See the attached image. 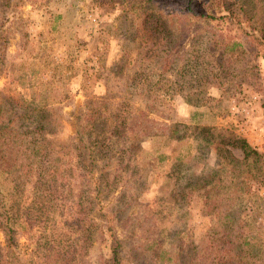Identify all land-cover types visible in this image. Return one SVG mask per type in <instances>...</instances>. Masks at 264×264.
<instances>
[{
  "label": "rangeland",
  "instance_id": "374dc122",
  "mask_svg": "<svg viewBox=\"0 0 264 264\" xmlns=\"http://www.w3.org/2000/svg\"><path fill=\"white\" fill-rule=\"evenodd\" d=\"M193 1L203 13L197 17L183 15L181 0H0L1 248L7 246L1 213L10 204L13 183L23 182L2 160L8 131L25 130L21 116L25 109L35 112L24 108V100L48 96L42 132L54 165L70 176L73 193L62 191L66 197L44 229L14 226L20 260L49 264L32 255L36 236L42 230L62 239L63 213L72 210L102 231L73 230L70 241L60 243L77 255L64 264H112L113 259L116 264H264V183L258 185L264 179V144L258 164L244 175L252 193L227 203L210 177L223 154L215 145L201 147L200 127L190 124L194 119L213 132L244 139L254 128L264 142V44L255 37L264 33V6L260 0ZM148 9L166 22L165 36L155 41L136 32ZM199 28L214 30L218 41L214 53L200 60L201 70L227 65L225 75L200 81L193 73L183 91L154 97L157 80L180 78ZM232 42L242 49L235 45L234 54H220L221 45ZM22 72L25 80L30 77L28 85L21 84ZM190 92L198 94L199 105L185 100ZM203 108L202 115H192ZM230 152L242 160L239 149ZM199 182L209 197L190 186ZM234 209L241 218L227 220L226 212Z\"/></svg>",
  "mask_w": 264,
  "mask_h": 264
},
{
  "label": "trees",
  "instance_id": "16d2710c",
  "mask_svg": "<svg viewBox=\"0 0 264 264\" xmlns=\"http://www.w3.org/2000/svg\"><path fill=\"white\" fill-rule=\"evenodd\" d=\"M181 1L180 9L183 15L189 14L197 17L203 14H198L193 0ZM260 1V4L264 6V0ZM225 5H227L226 1ZM229 11L233 14L231 7L229 8ZM165 30L166 22L164 21L163 16L148 9L144 12L139 25L137 26L136 32H141L145 36H150L155 41L163 35L165 36ZM214 35V30H204L202 28L195 30L193 37L191 38L193 39L191 45L192 57L188 60V64L184 69L179 71L178 75L180 78L166 79L162 77L163 81L160 79V81L157 80L155 83L152 82L154 83L152 85L154 86L152 87V91L155 92L153 94L154 97L157 96V93L166 94L169 91H183L186 88L185 81H187L189 75H193V73L198 74V80L200 81L206 78L207 75L217 77L225 75L224 71H226L227 65H224L223 67L221 66L220 69L216 68V70L215 67L204 66L205 70H201L202 66H200V64L202 61L200 60L208 57L210 53H214L215 48H217L216 43L218 41L214 40L216 39ZM5 36L6 35L3 32V40L5 39ZM255 37L258 38L260 43L264 44L263 32H261V35H255ZM212 41L214 42L213 44H211ZM3 43L5 44L6 41ZM235 45H238L241 48V43L238 42H232L230 45H221L224 48L220 54H223L225 51H228L229 56L234 54L233 51L235 50ZM221 46L218 47V50ZM240 51L242 52V50ZM143 55L146 57L150 56L147 53ZM140 56L141 55H139L138 52L134 62L136 64V71L132 77L131 85L134 84L136 79L135 87L137 86V79L139 78ZM218 58L220 59V57ZM168 63L169 62H166L163 65L164 68L162 71L169 67ZM198 70L199 72H197ZM140 71L143 78H146V71L144 69ZM18 75L22 77V79H20L22 85L29 84L27 81H29L30 77L25 80L27 76L23 74V72ZM44 91H47L48 95V89ZM195 96L198 97V94L190 92L185 95V100L197 106L200 104V99L195 98ZM47 98L48 96H41L40 98H29L28 101L24 100V108H34L35 112H28V109H25V113L21 116V119L25 120L27 123L25 130L13 129L15 131H8L9 137L7 148L5 155L3 154L4 156L2 160L6 163L7 169L9 168V171H12L16 178L23 181L13 183L10 204L7 205L6 212L1 213V217L5 218L7 225L6 229L3 230L7 240V246L5 248L0 247V260L2 261L6 258L5 261L2 262H7L9 264L11 263V260L18 261L19 264H35L33 259H30V262L28 263L20 260L21 251L16 246V235L14 230L16 227L14 228V226L16 225L24 228L25 226L23 224H26L30 229H39L41 225L44 229L45 223L50 214L53 210H56V208L59 207L61 203L60 201L63 200L61 197H66L62 191L64 190L68 195L73 193L69 180L70 176H68V173L60 171L57 166L54 165L48 150V140L46 139L44 132H42L48 120L46 117L47 114L44 111L49 104ZM204 109L205 108L202 110L195 109L192 112V115H202V111H205ZM192 121L190 122L191 126H194V128L200 127L201 132L198 133L197 136V138L200 139L198 142L199 145L205 148L215 145V147L223 154V163L214 168V173H212L210 177L215 179L221 187L219 193L225 200L227 199V203H238L239 199L241 200L243 197L252 193L250 192L252 191V186L249 185V178H246L247 175L244 178V175L247 174L246 172H250V165L258 164V160L261 159L262 153L258 152V150L252 147L244 138L229 136L225 132H213L208 126H204L202 123L197 122L194 119H192ZM181 148L183 147L181 146ZM231 149H239L243 154L242 160H236L234 157L228 156V154H231ZM183 153L185 155L187 154L186 151ZM245 163L247 165L243 166ZM69 173V175L72 174L71 171ZM27 182H31V184L29 183L31 187V195L29 196L24 194L25 184ZM261 183H264V179L258 180V185ZM190 186L193 187L194 190H196V188H198L199 191L204 190L205 193L203 194L206 195V197H209L205 185L202 182H199L198 184L190 183ZM229 187H231V191L228 189ZM209 192L211 193L212 191ZM206 201H209V199ZM66 211L67 212L63 213L66 225V229L62 234L63 238L60 240L49 238L44 231L41 230L36 236V243H34L32 250L34 258L42 259L45 263L49 264H64V261L71 263V260L77 255V250L67 246L65 249H61L62 245L60 242L64 240L69 242V236L73 230L79 231L80 229H88V227H92L96 232L102 231V228L99 227L96 222H93L92 219H85L83 216L78 215V212L73 213L72 210ZM232 215L237 216L236 219L241 218L237 215V209L230 211V213L226 212L225 218L229 220L232 218ZM225 235L226 234H224L221 239H223ZM92 236L93 233L88 232V238L90 239ZM116 261V259H113L112 264H116Z\"/></svg>",
  "mask_w": 264,
  "mask_h": 264
},
{
  "label": "crops",
  "instance_id": "0c3cea01",
  "mask_svg": "<svg viewBox=\"0 0 264 264\" xmlns=\"http://www.w3.org/2000/svg\"><path fill=\"white\" fill-rule=\"evenodd\" d=\"M63 4V3H62ZM62 6V5H61ZM60 6V8H61ZM254 128H252L251 132L246 136V140L248 141V143L256 148L257 150H259V148H263L262 144H264V142H261L262 140L259 139V136L256 135L255 130H253Z\"/></svg>",
  "mask_w": 264,
  "mask_h": 264
},
{
  "label": "built area",
  "instance_id": "2783aa9c",
  "mask_svg": "<svg viewBox=\"0 0 264 264\" xmlns=\"http://www.w3.org/2000/svg\"><path fill=\"white\" fill-rule=\"evenodd\" d=\"M262 193L264 194V190L262 191Z\"/></svg>",
  "mask_w": 264,
  "mask_h": 264
}]
</instances>
